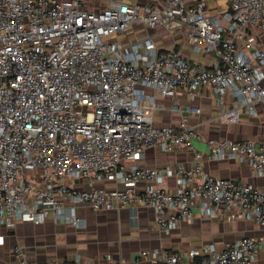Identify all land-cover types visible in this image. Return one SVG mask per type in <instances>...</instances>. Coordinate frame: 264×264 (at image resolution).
I'll return each mask as SVG.
<instances>
[{"label": "built area", "instance_id": "obj_1", "mask_svg": "<svg viewBox=\"0 0 264 264\" xmlns=\"http://www.w3.org/2000/svg\"><path fill=\"white\" fill-rule=\"evenodd\" d=\"M226 1L219 18L204 0L162 6L111 0L100 9L86 0H0V227L50 217L80 225L76 203L99 211L138 201L155 210L166 231L192 221L197 204L205 215L264 226V190L204 171L202 152H195L191 168H167L179 185L174 192L156 168L140 163L148 147L173 152L201 139L184 120L179 127L156 126L158 96L179 88L194 95L210 85L225 122L255 116L257 106L264 112V0ZM135 23L180 30L195 52L216 60L210 68L191 64L181 49H160L151 36L122 47L116 37ZM228 93L236 98L233 106ZM206 144L213 158L246 160L253 174H264V138ZM98 180L122 187L104 190L95 186ZM262 249L264 235L245 236L222 249L156 250L149 262L134 264H181L185 256L199 264H258ZM14 256L5 264H39L20 246ZM107 260L84 262L77 255L57 264Z\"/></svg>", "mask_w": 264, "mask_h": 264}, {"label": "crops", "instance_id": "obj_2", "mask_svg": "<svg viewBox=\"0 0 264 264\" xmlns=\"http://www.w3.org/2000/svg\"><path fill=\"white\" fill-rule=\"evenodd\" d=\"M123 1L156 6H162L165 2ZM185 1L192 5L196 0ZM204 1L208 13L219 18L220 13L228 7L226 0ZM220 20L223 24L227 23ZM149 36L160 49H181L191 64L201 63L210 68L216 60L212 53L195 52L185 33L180 30L168 31L163 27L146 29L142 24L135 23L118 35L116 40L122 47H127ZM225 100L229 105H235L236 98L232 93H228ZM157 101L162 107L154 113L156 126L179 127V123L184 120L201 135L200 140H193L191 148L184 147L173 152H164L158 147L146 149L145 157L140 163L156 168L163 174L164 184L169 191H176L179 185L175 176L166 175L167 168L176 164L191 168L195 165L196 151L204 154L201 160L204 171L218 178L247 182L264 190V174H253L246 160L213 158L206 144L208 139H253L261 142L264 138V112L261 106H257V115L245 114L240 122L227 123L221 118L218 97L210 85L201 86L194 95L179 88L174 95L158 96ZM174 106L180 110H175ZM197 179L198 176L193 182ZM95 186L104 190L122 187L111 180H98ZM138 188L142 191L144 184H140ZM74 206L80 225L50 217L42 223L18 221L15 226L0 227V264L14 261V249L18 246L29 259L39 264H57L73 260L77 255L84 262L98 263L108 257V264H134L149 262L151 252L156 250L185 253L192 247L210 244L222 249L227 243H233L245 236L264 235V226L252 220L229 219L223 213L205 215L200 212L198 204L194 206L195 217L192 221L182 222L170 231L159 226L153 208L146 207L139 201L125 207L99 211L84 203H76ZM257 263L264 264V249L259 253ZM181 264H199V261L197 258L185 256Z\"/></svg>", "mask_w": 264, "mask_h": 264}, {"label": "rangeland", "instance_id": "obj_3", "mask_svg": "<svg viewBox=\"0 0 264 264\" xmlns=\"http://www.w3.org/2000/svg\"><path fill=\"white\" fill-rule=\"evenodd\" d=\"M111 0H86L87 2V5L90 7V8H97V9H100V8H103L105 6H107L109 4ZM135 1V0H133ZM142 1V0H140Z\"/></svg>", "mask_w": 264, "mask_h": 264}]
</instances>
